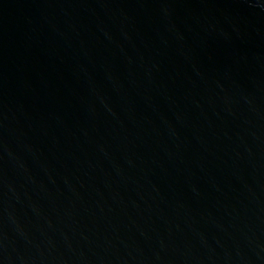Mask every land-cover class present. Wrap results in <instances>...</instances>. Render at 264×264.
I'll return each mask as SVG.
<instances>
[{"label":"water","instance_id":"obj_1","mask_svg":"<svg viewBox=\"0 0 264 264\" xmlns=\"http://www.w3.org/2000/svg\"><path fill=\"white\" fill-rule=\"evenodd\" d=\"M0 264H264V0H0Z\"/></svg>","mask_w":264,"mask_h":264}]
</instances>
